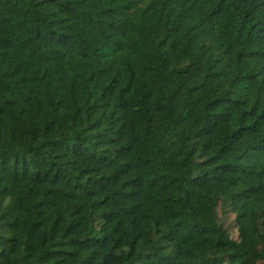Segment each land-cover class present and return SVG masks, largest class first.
Instances as JSON below:
<instances>
[{
	"label": "trees",
	"instance_id": "1",
	"mask_svg": "<svg viewBox=\"0 0 264 264\" xmlns=\"http://www.w3.org/2000/svg\"><path fill=\"white\" fill-rule=\"evenodd\" d=\"M0 264H264V0H0Z\"/></svg>",
	"mask_w": 264,
	"mask_h": 264
}]
</instances>
